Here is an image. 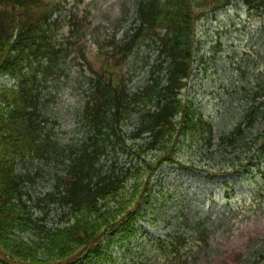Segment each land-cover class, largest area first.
Here are the masks:
<instances>
[{"label": "trees", "instance_id": "trees-1", "mask_svg": "<svg viewBox=\"0 0 264 264\" xmlns=\"http://www.w3.org/2000/svg\"><path fill=\"white\" fill-rule=\"evenodd\" d=\"M134 1L133 31L122 40L94 34L93 60L81 40L86 25L73 11L63 16L50 0H0V74L13 81L0 86V264L114 260L102 255L116 236L134 233L161 166L184 167L181 146L220 147V160L231 170H257L264 187V162H257L264 159V77L248 88L242 118L217 142L212 121L183 93L194 63L203 62L199 21L234 3L257 13L264 0ZM65 20L71 30L60 38L57 27ZM138 54L137 66L131 58ZM73 63L81 66L78 84L84 85L75 110L80 133L63 140L54 131L58 120L48 114L49 101ZM147 64V82L130 89ZM33 160L60 167L49 190L36 196L25 189L42 170ZM19 161L33 171L17 170ZM54 205L60 210L56 226L47 224ZM24 232L31 238L23 239ZM165 239L159 245L172 254L187 237L173 231ZM255 259L264 264V244Z\"/></svg>", "mask_w": 264, "mask_h": 264}, {"label": "rangeland", "instance_id": "rangeland-1", "mask_svg": "<svg viewBox=\"0 0 264 264\" xmlns=\"http://www.w3.org/2000/svg\"><path fill=\"white\" fill-rule=\"evenodd\" d=\"M50 1L60 4L61 15L73 11L86 25L81 40L86 42L87 54L93 60L97 52L94 34L101 36L103 31L122 40L138 22L134 0ZM70 27L69 20H65L56 34L62 38ZM197 30L198 55H202L203 62L194 63L183 93L212 121L217 142L219 133L229 131L242 118L248 88L264 77V10L253 13L234 3L199 21ZM155 54L151 53L150 62ZM131 59L138 66L141 56ZM80 68L76 63L73 72L61 75L57 87H53L54 99L49 101L48 114L58 120L53 124L54 131L63 140L80 133L75 117L77 98L84 89L83 83L78 84ZM149 71L147 64L136 72L129 88L146 83ZM12 82L0 75V86ZM181 147L178 157L184 167L161 166L153 180L150 206L144 205L145 216L133 224L132 235L114 238L102 255L114 258L106 259V264H258L254 263L255 257L264 244V187L258 171L231 170L227 161L218 158L220 147H212V153L197 145ZM32 165L42 170L33 183L25 184V189L32 196L41 195L49 190L53 173L60 167L44 160H33ZM32 165L19 161L17 170L33 171ZM59 212L54 205L48 225L60 223ZM173 231L187 239L178 253L171 254L158 239L166 240ZM20 235L31 238L29 232Z\"/></svg>", "mask_w": 264, "mask_h": 264}]
</instances>
